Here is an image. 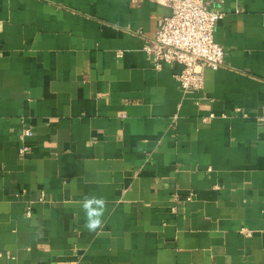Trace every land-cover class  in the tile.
<instances>
[{"label":"crops","instance_id":"0c3cea01","mask_svg":"<svg viewBox=\"0 0 264 264\" xmlns=\"http://www.w3.org/2000/svg\"><path fill=\"white\" fill-rule=\"evenodd\" d=\"M206 1L224 63L184 93L143 51L168 8L0 0V264H264V0Z\"/></svg>","mask_w":264,"mask_h":264},{"label":"built area","instance_id":"2783aa9c","mask_svg":"<svg viewBox=\"0 0 264 264\" xmlns=\"http://www.w3.org/2000/svg\"><path fill=\"white\" fill-rule=\"evenodd\" d=\"M152 1L168 8L170 14L161 20L155 36L146 42L143 51L155 70L161 69L164 64L182 66L175 77L184 93L201 91L204 69L217 70L224 63V49L214 41L216 23L224 13L212 8L206 0ZM21 135L23 138L30 137L32 131L23 128ZM28 150L23 145L19 154L24 156Z\"/></svg>","mask_w":264,"mask_h":264},{"label":"clouds","instance_id":"9594fccd","mask_svg":"<svg viewBox=\"0 0 264 264\" xmlns=\"http://www.w3.org/2000/svg\"><path fill=\"white\" fill-rule=\"evenodd\" d=\"M93 205H95L96 207H93ZM103 205L104 201L102 199L92 198L85 201L84 208L86 209L87 216L89 217L88 226L90 228H95L100 224L99 217L102 215Z\"/></svg>","mask_w":264,"mask_h":264}]
</instances>
